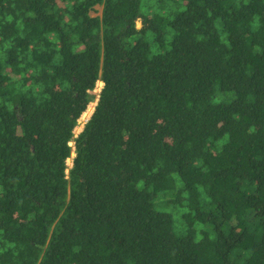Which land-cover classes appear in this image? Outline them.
I'll use <instances>...</instances> for the list:
<instances>
[{
	"label": "trees",
	"instance_id": "16d2710c",
	"mask_svg": "<svg viewBox=\"0 0 264 264\" xmlns=\"http://www.w3.org/2000/svg\"><path fill=\"white\" fill-rule=\"evenodd\" d=\"M0 264H264V0H0Z\"/></svg>",
	"mask_w": 264,
	"mask_h": 264
},
{
	"label": "rangeland",
	"instance_id": "374dc122",
	"mask_svg": "<svg viewBox=\"0 0 264 264\" xmlns=\"http://www.w3.org/2000/svg\"><path fill=\"white\" fill-rule=\"evenodd\" d=\"M101 13H102V6L101 5H97L96 6V10L91 12L92 15H101ZM103 85H104V83L102 81H99L98 84H97V87L93 91V95H94L93 101L89 104V107L86 110V112L83 113V115L80 117L79 123H78V125L75 128V134L76 135H78L83 130V128L85 127L86 122L90 119L92 113L94 112L95 106L97 104V101H98V98L100 96V92H101V89H102ZM72 144H73V147H74L75 146L74 142ZM75 156H76V152L73 151L72 156L68 159V164H69L70 167L73 165V159H74ZM174 220H175L174 221L175 232L176 233H180L181 230H182V227L179 225V220L177 218V215L174 216Z\"/></svg>",
	"mask_w": 264,
	"mask_h": 264
},
{
	"label": "clouds",
	"instance_id": "9594fccd",
	"mask_svg": "<svg viewBox=\"0 0 264 264\" xmlns=\"http://www.w3.org/2000/svg\"><path fill=\"white\" fill-rule=\"evenodd\" d=\"M103 82V81H102ZM97 87V86H96ZM99 99V98H98ZM98 102V101H97Z\"/></svg>",
	"mask_w": 264,
	"mask_h": 264
}]
</instances>
